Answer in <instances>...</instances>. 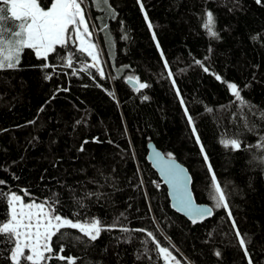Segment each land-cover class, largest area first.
<instances>
[{
  "label": "trees",
  "instance_id": "1",
  "mask_svg": "<svg viewBox=\"0 0 264 264\" xmlns=\"http://www.w3.org/2000/svg\"><path fill=\"white\" fill-rule=\"evenodd\" d=\"M87 1L103 76L77 42L47 59L25 50L18 67L0 70V192L50 202L55 214L98 219L105 229L95 241L62 229L42 264H67L58 255L75 264H166L148 232L174 264H248L249 256L264 264V0ZM208 12L217 37L203 27ZM128 77L148 87L136 91ZM149 141L188 168L196 201L213 207L210 218L192 224L171 209L145 159ZM213 174L228 208L210 199ZM7 213L0 199V222ZM12 247L0 236V264H12Z\"/></svg>",
  "mask_w": 264,
  "mask_h": 264
},
{
  "label": "snow or ice",
  "instance_id": "2",
  "mask_svg": "<svg viewBox=\"0 0 264 264\" xmlns=\"http://www.w3.org/2000/svg\"><path fill=\"white\" fill-rule=\"evenodd\" d=\"M260 2L261 0H257V3ZM81 4L82 0H51L50 6L45 9L41 7L38 0H0V70L18 67L21 55L25 50L34 51L37 58L47 59L51 53L57 50V46L66 47L76 41H79L77 51L86 52L94 61L88 67H97L99 58L95 50L96 45L84 38L85 34L90 35V33ZM141 8L143 10L142 4ZM5 13H9L10 16H6ZM145 19H148L147 15H145ZM8 22L14 25L15 30L7 29ZM214 23L213 14L208 12L203 27L208 30L210 36L217 37L218 34L213 30ZM148 26L150 29L152 28L151 23ZM153 38L155 39V35ZM196 63L200 64L201 62L196 61ZM71 65L72 54L70 53L67 57V66L71 67ZM44 67L47 68L49 65L45 64ZM204 70L208 71L207 68ZM81 71H87V68H82ZM72 74H76L75 69ZM100 75L103 76L102 70H100ZM216 78L221 79L219 76ZM128 80L134 83L136 91L148 87L138 78L128 77ZM227 87L243 105L244 101L240 97L237 86L234 83H229ZM143 99L147 100L148 97L144 96ZM262 118H264V114H262ZM189 123H192L191 117H189ZM195 131L193 128V133ZM197 143H199V137H197ZM220 143L226 148L239 149L241 147L236 139H222ZM261 143L264 146V138H261ZM201 152H203V147H201ZM155 157L157 166L172 189V195L179 210L185 212L193 224L211 216L213 212L211 207H202L194 202L188 188L190 177L185 174V170L180 165L174 162L172 154H167V159H165L157 152ZM204 158L207 161L206 155ZM209 170L211 171V166H209ZM2 183L4 182L0 181V184ZM212 186L210 199L215 202L214 207L228 208L225 194L214 174ZM0 199H6L8 206V219L0 222V236L13 244L10 250L12 264H42L44 261L51 260L53 258L52 238L57 233H61L62 229H77L92 241H95L101 231L105 230L98 219L81 223L54 214L52 204L47 201L25 203L23 197L15 192L8 195L0 192ZM230 215L231 213H229ZM233 226L235 227V224ZM121 230L129 231L127 228ZM136 231L145 230L137 229ZM147 235L156 244V248L159 254L164 257L166 264L169 259H175L168 248L162 247L156 241L151 232H148ZM240 235L237 232V236L240 237ZM239 244L244 249L245 256H249L243 238H240ZM216 255H220V253L217 252ZM56 258L66 259L67 264H75V259L72 257L66 258L63 255H58ZM248 264H252L250 256Z\"/></svg>",
  "mask_w": 264,
  "mask_h": 264
},
{
  "label": "water",
  "instance_id": "3",
  "mask_svg": "<svg viewBox=\"0 0 264 264\" xmlns=\"http://www.w3.org/2000/svg\"><path fill=\"white\" fill-rule=\"evenodd\" d=\"M127 82H128L131 86L134 87V83H133V82H130L129 80H127ZM157 152L160 153L165 159H167V155H165V154L163 153V151L160 150V149L155 145L154 142H152V141L147 142V144H146V155H145V159H146L147 162L150 164V166L156 171V173L158 174V177L160 178V180L162 181V183L165 185L166 190H167V196H168V199H169V205H170L171 209H173L175 212H177V213L181 214L182 216H184V217L187 219V221H190V222H191L189 216H188L185 212L180 211L179 208H178V206H176V200H175L174 196L172 195V189L170 188V186H169V184H168V182H167L165 176L162 174L160 168L157 166V161H156V157H155V153H157ZM173 160H174V162H175L176 164L180 165V166L185 170V174H186L188 177H190V182H189V184H188V188H189V191L191 192V195H192V197H193V199H194V202H195L197 205L202 206V207H211V206L208 205V204H205V203H200V204H199V203L196 201V198H195V196H194V192H193V190H192V183H191V182H192V175H191V173L189 172V170H187L188 168L185 167V165H183L182 163H180L177 159L173 158ZM211 208H212V210H213V207H211ZM212 214H213V212H212ZM211 216H212V215H211ZM211 216H208V217H206L205 219H208V218H210ZM203 221H204V219L201 220V221H198L197 223H200V222H203ZM191 223H192V222H191ZM192 224H193V223H192Z\"/></svg>",
  "mask_w": 264,
  "mask_h": 264
},
{
  "label": "rangeland",
  "instance_id": "4",
  "mask_svg": "<svg viewBox=\"0 0 264 264\" xmlns=\"http://www.w3.org/2000/svg\"><path fill=\"white\" fill-rule=\"evenodd\" d=\"M81 7H82V9H83V12H84V16H85V20H86V23H87V25H88V29H89V33H90V35H88V34H85L84 35V38L86 39V40H88V41H90L91 43H93V44H95L96 45V52H97V54H98V58H99V63H98V65H97V70H103V67H102V65H103V54H102V47L100 46V44H99V42H97V41H93V36L91 35V33L93 34H95V32H97V27L96 26H94V23H92V20H91V24H89V22H88V19H87V16L85 15V9H87V8H89V3H88V1L87 0H84V5L83 4H81ZM8 30H12V28H7ZM13 30H15V29H13ZM77 42V44H78V47H79V41H76ZM86 53V52H85ZM87 54V53H86ZM90 57V56H89ZM90 62H91V64H93V60H92V58L90 57ZM25 202V201H24ZM29 202H33V201H28V202H25V203H29ZM37 203V202H36ZM55 214V213H54ZM56 215H58V214H56ZM61 216V215H60ZM63 217V216H62ZM67 218V217H66ZM75 222V221H74ZM168 263L169 264H174L173 263V261H172V259H169L168 260Z\"/></svg>",
  "mask_w": 264,
  "mask_h": 264
},
{
  "label": "bare ground",
  "instance_id": "5",
  "mask_svg": "<svg viewBox=\"0 0 264 264\" xmlns=\"http://www.w3.org/2000/svg\"><path fill=\"white\" fill-rule=\"evenodd\" d=\"M92 23H95V20H94V18H92ZM94 26H96L95 24H94ZM104 55V54H103ZM94 63V62H93ZM106 66H107V64H106ZM115 93H116V87L113 85V87H112V94L115 96ZM112 95V96H113ZM162 182V181H161Z\"/></svg>",
  "mask_w": 264,
  "mask_h": 264
}]
</instances>
